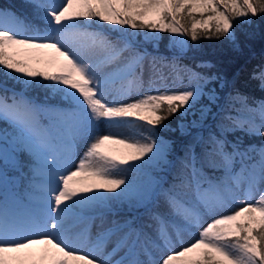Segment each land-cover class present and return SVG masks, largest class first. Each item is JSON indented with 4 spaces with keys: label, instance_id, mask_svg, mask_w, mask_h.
Returning <instances> with one entry per match:
<instances>
[{
    "label": "snow or ice",
    "instance_id": "obj_1",
    "mask_svg": "<svg viewBox=\"0 0 264 264\" xmlns=\"http://www.w3.org/2000/svg\"><path fill=\"white\" fill-rule=\"evenodd\" d=\"M28 6L40 26L21 31L14 16L0 12V123L11 129H0V264H264V102L252 107L236 93L222 103L208 87L216 77L176 64L168 76L153 67L152 76L175 85L184 73L190 86L144 91L145 57L131 39L147 30L196 42L202 32L236 43L234 20L264 17V0ZM182 16L192 20L190 29ZM46 50L55 56L42 55ZM254 78L264 86V70ZM37 87L45 89L44 103L24 91ZM177 113L190 137L181 152L160 135ZM209 122L222 131L208 129ZM133 124L145 130L141 139L114 131ZM235 133L260 143L229 141ZM157 169L169 178L154 179ZM118 205L132 212L121 216ZM193 228L198 238L183 246Z\"/></svg>",
    "mask_w": 264,
    "mask_h": 264
},
{
    "label": "trees",
    "instance_id": "obj_2",
    "mask_svg": "<svg viewBox=\"0 0 264 264\" xmlns=\"http://www.w3.org/2000/svg\"><path fill=\"white\" fill-rule=\"evenodd\" d=\"M28 4L29 0H0V9L12 12L19 21L22 31L24 25L40 26L35 10L29 7ZM207 15L205 14V18ZM178 19L185 27L190 29L192 20L189 17L182 16ZM199 19L200 17L197 16V20ZM249 19H253L254 22L241 23L240 19L234 20L236 43L229 42L227 38L205 39L202 32L200 33L201 38L196 42L191 41L190 36H183L186 42V51L180 55L175 54L173 51L172 44L175 37L169 33H158L156 34L157 39L153 40V34L144 30L133 35L131 39L134 41L136 51L140 52L145 58L163 59L170 64L190 67L203 76L216 77L217 79L212 85L218 87L220 82L224 83V88L219 89L222 103L227 101L230 96L239 93L248 98L250 106L255 107L264 102V86L261 85L259 79L254 78L258 77L260 72L264 70V17L257 16ZM110 27L108 25L103 26L105 30ZM0 79H3V77L0 76ZM8 86L13 88L14 82L9 80ZM149 90L147 87L144 88V91ZM24 91L31 98L45 102V89L37 87L30 90L25 89ZM11 93L12 90H9L8 95L11 96ZM235 107H239V104H236ZM224 114V112H221L220 116ZM178 117L179 113L164 121L165 124L170 125V129L161 131L160 135L173 143L177 152H181L190 137L181 131ZM216 120L219 121V118H216ZM133 127L139 129L135 124H133ZM207 128L212 131H222V129L213 127L212 122H209ZM0 129L11 132V129L3 123H0ZM195 134L196 132L193 131V135ZM200 134L206 135L207 130L200 132ZM237 136L245 145L260 143L259 138H250L240 133L228 134L227 139L235 141ZM23 159L27 162L28 157L25 156ZM205 170L213 176L222 174L220 171H211L207 168ZM118 212L121 216H128L130 213Z\"/></svg>",
    "mask_w": 264,
    "mask_h": 264
},
{
    "label": "rangeland",
    "instance_id": "obj_3",
    "mask_svg": "<svg viewBox=\"0 0 264 264\" xmlns=\"http://www.w3.org/2000/svg\"><path fill=\"white\" fill-rule=\"evenodd\" d=\"M0 12L8 13V14L14 16V14L10 10H1L0 9ZM14 26L16 28L21 29V26L19 24V21ZM0 30H2V29H0ZM152 34L153 35H156L158 33H155V34L152 33ZM180 39L184 40L183 37L176 36L175 39H174V41H173V44H172V49L175 52V54H177V55L183 54L186 51V42L184 43V45H183L182 48L179 45L175 44V41L176 40H180ZM42 55H44L46 57H53V56H55V53L54 52H51L50 50H46L44 53H42ZM143 64H144V68H145L144 77H143V79L145 81V87H147V88L149 87L151 90H155V89L159 88L161 91H163L164 90V87H165V84H167V86L169 88H173L174 87L176 90H183V88L190 86L187 83V74H184V73H182V81H177L175 85H172L170 83V81H159L155 77H153L152 76V71H151L153 69V67H155L156 69H158L159 72H163L166 76H168L169 73H171V71H172L171 65H173V64H170V63H168L167 61H165L163 59L145 58L144 61H143ZM33 66L34 67H40V68L47 67V70H49V71H56L55 67H49V66H46V65H37V64H34ZM179 67H181V66H179ZM181 68H187V69H191V70L197 72L196 70H194V69H192L190 67H186L185 66V67H181ZM208 87H215V86L212 85V84H210V85H208ZM215 88L217 89V91L219 93V89H221V88L223 89L224 88V83L223 82H220L219 85H218V87H215ZM198 111L199 110L197 109V114H198ZM216 118H219V117H216ZM41 119L46 121L48 119L47 114H42ZM192 119H194V117L189 116L187 118V120H185L184 125H183V127L185 129L188 126V122L190 120H192ZM137 123H139V122H137ZM180 128H181V126H180ZM114 131H116L122 138H126V139H141L140 133L143 132V131H145V130L143 128L137 129V128L133 127V126H130V127H123V128H120V129H115ZM123 151H127V150H123ZM82 154H83V149H81L80 152H79V155H82ZM79 155L77 156V159L79 158ZM157 174H159L160 176H163L164 179H168L169 178L168 175L165 174V172H162L159 169H157L156 172L151 173V175H152V177L154 179L157 177ZM257 196H258V193H257ZM117 210H123V211L132 212V209L130 207H125L123 205H118L114 209V212H117ZM226 211L227 210H225V212ZM205 219L206 220L207 219H210V217H206ZM96 223L98 224L99 221H97ZM80 231H81L80 227L79 226H76V227H74V228L71 229L70 235L73 238H75L77 235H79V232ZM95 231H96V229L93 228L92 229V232L95 233ZM197 238H198V232H197V230L195 228L191 229L188 233H184L183 236H182L183 246H187L188 244L194 242ZM111 247H112L111 245H108L106 247V249H105V252L106 253L110 252L111 251ZM180 247H181V245L180 244H177L176 245V250H179ZM85 250H87V249H85ZM157 256H159V253H157ZM101 258H103V257H101ZM118 258H119V255H116V256L112 257L113 260L118 259Z\"/></svg>",
    "mask_w": 264,
    "mask_h": 264
}]
</instances>
